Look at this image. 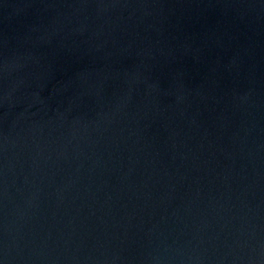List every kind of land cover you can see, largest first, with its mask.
<instances>
[{"label":"water","instance_id":"1","mask_svg":"<svg viewBox=\"0 0 264 264\" xmlns=\"http://www.w3.org/2000/svg\"><path fill=\"white\" fill-rule=\"evenodd\" d=\"M0 264H264V0H0Z\"/></svg>","mask_w":264,"mask_h":264}]
</instances>
